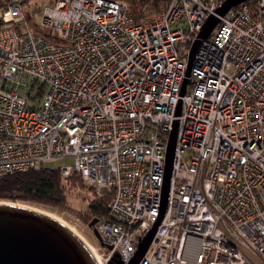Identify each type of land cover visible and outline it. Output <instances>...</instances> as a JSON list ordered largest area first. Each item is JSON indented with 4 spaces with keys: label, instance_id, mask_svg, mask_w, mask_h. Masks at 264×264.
Segmentation results:
<instances>
[{
    "label": "built area",
    "instance_id": "2783aa9c",
    "mask_svg": "<svg viewBox=\"0 0 264 264\" xmlns=\"http://www.w3.org/2000/svg\"><path fill=\"white\" fill-rule=\"evenodd\" d=\"M25 1L0 0V179L71 156L62 175L109 198L102 264H126L176 127L137 264H264V0H169L141 20L118 0Z\"/></svg>",
    "mask_w": 264,
    "mask_h": 264
},
{
    "label": "water",
    "instance_id": "95a60500",
    "mask_svg": "<svg viewBox=\"0 0 264 264\" xmlns=\"http://www.w3.org/2000/svg\"><path fill=\"white\" fill-rule=\"evenodd\" d=\"M245 0H225L217 9L222 15L229 7ZM218 16L209 15L198 34L207 37ZM198 40L191 47L192 58ZM190 65L187 68L189 73ZM180 111V105L178 112ZM176 127L169 134L166 151L164 181L161 192V212L153 227L138 243V247L126 264H137L151 240L156 226L165 209L172 169V151L175 145ZM97 218L93 217L88 225L100 245H104L95 227ZM110 248V245H107ZM0 264H99L88 245L66 223L41 210L26 207L12 201L0 200ZM108 264H122L120 259H112Z\"/></svg>",
    "mask_w": 264,
    "mask_h": 264
},
{
    "label": "trees",
    "instance_id": "16d2710c",
    "mask_svg": "<svg viewBox=\"0 0 264 264\" xmlns=\"http://www.w3.org/2000/svg\"><path fill=\"white\" fill-rule=\"evenodd\" d=\"M127 4L137 20L158 12L169 0H118ZM252 3L253 0H249ZM89 191L88 209L91 217L107 218L108 197L98 198L77 173L62 175L59 168L28 169L0 179V200L32 201L59 208L74 209L75 192Z\"/></svg>",
    "mask_w": 264,
    "mask_h": 264
},
{
    "label": "rangeland",
    "instance_id": "374dc122",
    "mask_svg": "<svg viewBox=\"0 0 264 264\" xmlns=\"http://www.w3.org/2000/svg\"><path fill=\"white\" fill-rule=\"evenodd\" d=\"M49 0H26V7L31 10L33 8L42 7L47 4ZM73 161L71 156L59 157L52 160H47L43 162V167L45 168H59L65 165H70ZM90 195L89 191L83 190L81 192H75L72 196V202L74 209H63L59 207L50 206L43 203L32 202V201H12L9 199H2L12 202H31L36 205H42L45 208L55 210L61 214H64L76 227L79 234L86 240L90 245L96 248L97 252L100 254L103 250L99 248V243L95 238L91 227L88 222L93 218L91 217V212L88 209L87 196ZM95 195V194H94ZM96 196V195H95Z\"/></svg>",
    "mask_w": 264,
    "mask_h": 264
},
{
    "label": "bare ground",
    "instance_id": "6f19581e",
    "mask_svg": "<svg viewBox=\"0 0 264 264\" xmlns=\"http://www.w3.org/2000/svg\"><path fill=\"white\" fill-rule=\"evenodd\" d=\"M18 204H21L23 206L26 207H30V208H34L37 210H41L45 213H48L56 218H58L59 220H61L62 222L66 223L70 228H72L80 237L81 239L88 245L89 249L91 250V252L93 253V255L95 256V258L97 259V261L99 262V264H102V260L100 258V255L98 254L96 248H94L92 245H90L86 240H84V238H82V236L79 234V232L77 231L75 225L64 215L61 214L55 210L52 209H48L43 207L42 205H36L34 203L31 202H19Z\"/></svg>",
    "mask_w": 264,
    "mask_h": 264
}]
</instances>
